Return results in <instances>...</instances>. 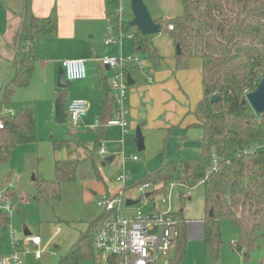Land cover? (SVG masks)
<instances>
[{"label": "trees", "instance_id": "trees-1", "mask_svg": "<svg viewBox=\"0 0 264 264\" xmlns=\"http://www.w3.org/2000/svg\"><path fill=\"white\" fill-rule=\"evenodd\" d=\"M107 2V17L113 33L118 38L132 36L133 56L158 67L163 57L152 39L122 21L121 0ZM31 3L32 0H25L22 20L8 45L13 53V76L1 90L0 109L13 104L17 90L31 86L40 60L35 47L56 36L58 31L56 12L47 17L35 16L30 12ZM182 3L183 13L179 17L155 21L161 25V33L169 35L175 47L180 46L177 69H189L195 58L202 61L204 95L194 111V126L203 133L202 150L192 159L162 163L132 187H125L124 192L127 194L128 190L149 184L155 188L148 193L152 201L166 194L168 185L173 183L185 190L203 185L206 212L203 236L208 254L219 258L224 244L221 226L226 220L233 222L239 231L234 249L241 252L246 248L247 254L258 249L264 238V115H257L248 103L243 104L247 93L255 90L264 78V0H182ZM170 25L173 30H169ZM135 66L138 65H128L124 72L132 74L130 69ZM100 83L107 92L98 135L117 112L111 84L104 78ZM213 97L217 101L212 102ZM1 119L4 125L0 129V165L10 161L15 148L39 142L34 108L24 107L15 116ZM99 144V141L94 144L93 151ZM79 145L75 139L55 141L54 149L66 148L69 157L56 163L54 181L36 175L37 203L51 205L60 201L62 185L75 181L80 161L71 148ZM229 185L233 187L228 197ZM108 215L103 211L89 223L88 229L58 264L94 261L95 239ZM180 219V235L169 264H181L187 251L186 220ZM12 224V219L0 213V230L7 232Z\"/></svg>", "mask_w": 264, "mask_h": 264}, {"label": "crops", "instance_id": "crops-1", "mask_svg": "<svg viewBox=\"0 0 264 264\" xmlns=\"http://www.w3.org/2000/svg\"><path fill=\"white\" fill-rule=\"evenodd\" d=\"M17 1H20L17 4L19 10L13 8L11 6L12 4L7 3L6 0H0V5H3L4 8L3 15L1 16L4 27L0 31V37L4 35V38L7 39L3 43H5V47L9 51L5 56V61L9 65L8 68H11L13 59V53L8 45L22 20V13L25 5V0ZM121 1L123 2V0ZM21 2L22 5L20 4ZM164 2L163 4V0L145 1V3L150 6L154 3L157 4V6L152 5L155 14L153 12L151 15L154 20L164 18L163 14L168 12L166 8L169 7H167V5H170L171 0H164ZM160 4L161 7L158 8ZM108 11L109 4L107 0H32L31 3L30 12L35 16L47 17L53 12H56L58 15V31L56 36L47 39L48 41L46 43L36 45L35 50L40 60L37 64L31 86L27 89L17 90V98L21 96L23 91H32L33 93H35V91L40 92L44 88L43 85L51 86L52 90L58 89L61 92L60 98L64 110L68 108L69 103L73 100L84 99L88 101L89 98H91L92 105L90 104L89 112L82 119L80 127H73L69 121L68 123L71 127L79 130L85 128L91 129V127H93L92 131L94 130L93 132L96 135V140L89 143L79 141L76 137H66L60 140L75 139L80 142L78 147L72 146L71 148V150L75 152L76 158L80 161L76 179L74 182L64 183L62 185V198L60 201L51 205L38 203L39 205H45V207L52 210L54 213L51 221L45 223L47 226L45 237L32 234L26 225L23 226L22 235L18 236L19 238L25 236L24 227H26L30 235L40 236L42 238V243L39 246V249L42 251L40 258H37L35 255L34 251L36 248H32V251L24 256V258L33 256L39 264H58L59 260L65 256L70 251L71 247L78 241L81 234L88 229L89 223L96 220L102 214L103 211L98 208L97 201L105 195L114 194L119 189L120 185L114 180L115 178H112L113 181L111 182L105 181L98 168L96 154L99 148H102L103 144L108 146L107 153L106 155H102L101 153L99 155L106 158L114 157L113 161L105 166L114 164L118 161V163H121L126 168L128 165V158L131 159L134 165H140L141 158L138 157L137 153L141 154L145 166L140 165L139 167H134L133 165L135 173L131 175L127 174L129 176V180L126 183L127 188L132 187L134 183L144 178L148 173L158 169L166 160H176L185 149L194 152L196 154L195 157H197L202 150L201 140L203 133L201 129L194 126L196 124L194 111L204 95L203 77L201 73L202 67L199 75L200 86L196 97L195 90L193 89L194 86L192 87L188 83V79L192 78L193 74L190 70L188 71V69H177L176 47L172 39L169 40L168 38H166V40L169 41L167 44L162 42V38L158 40H153L152 38V41L163 59L160 65L155 68L151 63L147 62L148 68L157 70L151 69L144 73L146 74V76H144L146 83L143 86H137L136 79L140 74L136 72L137 70L134 69L135 67L130 69V73H132L130 76L135 83L132 85L134 87H132L131 90L128 89V97L124 105L128 110L130 125L128 132H124L120 127L106 125L101 134L98 135V132L101 130L99 120L103 112L104 99L107 92L102 87L100 79L104 78L107 80L108 84H111L107 72H111L115 75V71L106 67H104L105 71H102L101 68L103 66L99 63V59L103 57L125 56V54L130 52L134 53L133 39L131 37L122 35L118 38L117 34L113 32L110 33V21L107 17ZM121 19L125 21L122 18V14ZM132 19L133 17L131 20ZM111 37L114 38L113 41L107 44L106 40ZM95 38L97 40H102V42L98 44L94 43L93 40ZM70 59L85 60L86 64L89 66V73H87L86 79L72 81L67 89H60L57 86L58 71L62 66V61ZM168 63L172 65L173 69L164 67V65ZM12 75L6 77L5 82L0 88V94L2 88L12 78ZM194 83L195 85L198 84V79L196 77L195 82L193 80V84ZM201 90L203 91L202 93ZM63 97L64 102L62 101ZM138 127H141V131L145 138L146 148L143 152L137 150V146L134 142L135 136L133 139L131 135L133 131H135L136 135ZM178 129L180 130L179 134H181L173 138L174 132L178 131ZM97 141H99L100 144L98 145V149L93 151L94 144H96ZM172 142H174V144ZM31 145H36V147H38L39 144ZM60 151L61 153H59V155L57 153H49L47 160H44V166H41L40 171L33 175L35 180H33L32 177L31 182L34 188H36L35 181L37 179L36 175L38 174L47 181H54L56 179V163L58 161H64L69 157V150L66 148L60 149ZM159 153H162V158H157L159 157ZM135 156L138 157V160H134ZM80 157H85L87 163L94 169L96 178L92 174H87L89 181L76 182L80 166L83 164ZM152 159L158 160L155 165L150 164V160ZM95 168L98 170V173ZM9 181L13 183L10 178ZM90 187H92V189H90ZM132 192L136 191L131 189L128 190L127 194H131ZM33 198L35 201V197ZM17 202H19V196L16 190L13 193V203L16 207L17 216H20L21 209L18 207ZM62 205H68L70 211L64 214ZM186 223H188L186 224L188 237L195 230H198L199 236H201L205 242L203 236V220L200 222H189L186 220ZM15 225L14 216L13 226L15 227ZM0 231L3 232L2 230ZM1 232L0 240L3 238ZM65 232L68 233L69 238L65 237L62 239L61 237ZM234 242L235 241H233V244ZM262 248L263 246L258 248V250ZM13 250L14 248L10 240L7 245L5 243L2 244L0 255L9 254ZM232 250L234 253H241L237 252L234 246ZM259 251L263 257L259 264H264V252L261 250ZM245 252L243 254L241 253L244 257V263L250 259V253L248 252L246 254ZM95 254V260L89 262L96 264L103 261L102 256L96 250ZM173 254L174 251L172 256Z\"/></svg>", "mask_w": 264, "mask_h": 264}, {"label": "rangeland", "instance_id": "rangeland-1", "mask_svg": "<svg viewBox=\"0 0 264 264\" xmlns=\"http://www.w3.org/2000/svg\"><path fill=\"white\" fill-rule=\"evenodd\" d=\"M6 1L9 4H12L11 6L13 8L19 10V6H17V4L20 1L17 0H6ZM164 3L165 2L163 0V4ZM20 4L22 5V2ZM152 5L157 6V4L155 3ZM152 5L151 6L149 4L147 5L151 14H153L154 12V8ZM160 7L161 4L160 6H158V8ZM167 7L168 8L166 9H168V12L166 14H163L164 16L163 19H174L179 17L183 13L182 0H171L170 5H167ZM120 8H121L122 18L127 23H129L131 21V18L133 17V11L130 1L129 0H123V2L121 1ZM3 12H4L3 5H0V31L4 27V22L1 17L3 15ZM131 30L132 32L135 31L134 28H131ZM149 38L151 39L153 38V40L155 39L158 40L159 38H162V42H164L165 44L169 42L166 40V38L171 40L169 35H167L164 32ZM5 40L7 39L4 38V35H1L0 88L5 82L6 77L9 75L11 76L13 74V69L8 68L9 65L5 61V56L9 53V51L5 47V43H3L5 42ZM47 41L48 40L45 39L43 42L39 44L40 45L44 44ZM93 41L94 43L97 44L102 42V40H97L96 38ZM132 55L133 52L125 54V56H132ZM201 65H202V61L199 58H195L191 61L190 68L188 69V71L190 70V72H192L193 74L192 76L194 77L188 79V83L190 86L192 87L194 86L193 89L195 90L196 97L198 95V88L200 86L199 75L202 67ZM164 67L173 69L170 63L165 64ZM86 68H87V73H89V66L87 64H86ZM134 69L137 70L136 72L140 74V76L136 79L137 86H143L146 83L145 82L146 79L144 77L146 76V74L144 73L150 71L152 68H148V63L144 61L143 67L135 66ZM101 70L105 71V68L102 67ZM152 70H157V69H152ZM107 74L109 76V82L115 78V75H113V73L107 72ZM195 77L198 79L197 85H195V83L193 84V80L195 82ZM201 85H202V81H201ZM43 86L44 88L40 92L35 91V93H33L32 91H23L21 93V96H19L18 98L16 92L12 98V102H13L12 106L0 109V113H4L5 109L6 110L12 109L13 111L18 112L23 107H32L35 109L37 114L38 139H39L38 147H36V145H23L18 148H15V150L11 155L10 161L6 164L0 165V190L9 181L10 178L12 179L13 183L17 188L16 190L18 191L19 202L17 203H18V207L21 209V212H20V216L19 215L17 216V214L15 213L16 225L14 227V231L18 233V236L22 235L23 226L26 225L32 234L42 235L43 237H45L46 234L45 231L47 229L45 223L48 221L50 222L52 216L54 215L52 210L45 207V205L48 204L39 205L34 201L33 197L36 196V188L33 187L31 179L36 172L40 171L41 166H44L45 164L44 160H47L49 153H57L58 155L59 153H61L60 150L54 149L55 141H60L62 139H65L66 137L67 138L76 137L77 140L85 141L88 143L96 140V135L93 132L94 130L92 131L93 127H91V129L85 128L79 130L71 127L69 123L64 125H59L55 121V105L57 103V100L60 98L61 92L58 89L52 90L51 86H45V85ZM132 87L134 86H130L129 90H131ZM202 92L203 91L201 90V93ZM88 102H90V104L92 105L91 98H89ZM179 131L180 130L178 129V131L174 132L175 134L173 135V138L181 134V133L179 134ZM131 135L134 139L135 131H133ZM172 143L174 144V142ZM107 148L108 146L106 144H103L102 148H99L96 154L98 168L105 181L111 182L113 181L112 178H115L114 180L116 181V178L124 173L128 175L135 173L134 172L135 168H133L134 164L129 158L127 160L128 165L126 166V168L121 163H118V161H116L114 164L103 166V162L106 157H102L99 154L102 149H104L107 153ZM137 154L138 157L141 158L140 165L145 166L141 154L140 153ZM195 156L196 154L194 152L185 149L184 151L181 152V155L178 158H193ZM157 158H162V153L161 154L159 153V157ZM80 159L82 160L83 164H81L80 166V170H79L80 177L78 173L76 182L79 183V181H89V178H87V174H92L96 178L94 169L89 165V163H87L85 157H80ZM157 161L158 160L152 159L150 160V164L155 165ZM140 165H134V167H139ZM90 189H92V187H90ZM133 196L141 197V194L137 192H132L131 194H126L125 198L128 199ZM171 203L173 209L178 213V216L180 218H184V220H188L189 222L192 221L200 222L204 220V218L206 217L203 185H199L194 189H187V190L183 189L180 186H177L175 190H173L172 192ZM140 205L141 204L139 203L136 206L128 208L127 210L129 212H132L136 207H139ZM69 211H70L69 206L64 205L63 206L64 214ZM221 227H222V239L224 241V244L222 246L218 259L208 254L205 242L203 241L202 237L199 236L198 234L199 231L195 230L188 237V246H187L186 255L182 260L181 264H259L261 262L260 260L263 257L261 256L259 250L264 252V238L260 240V247L263 246V248L259 250L255 249L251 251L250 259L244 263L243 262L244 257L242 256V254L234 253V251L232 250L234 246L233 241L235 242L239 241V231L237 227L234 225L233 222L229 220L223 221ZM1 234H3L2 235L3 238L2 240H0V250L2 248L3 243L7 245L10 241L9 238L10 236L8 232L3 231L1 232ZM65 237L69 238V235L66 232L63 234L61 238L63 239ZM24 263L39 264L34 259L33 256H27L26 258H24ZM80 264H92V262L82 261ZM158 264H168V260L161 259L158 262Z\"/></svg>", "mask_w": 264, "mask_h": 264}, {"label": "built area", "instance_id": "built-area-1", "mask_svg": "<svg viewBox=\"0 0 264 264\" xmlns=\"http://www.w3.org/2000/svg\"><path fill=\"white\" fill-rule=\"evenodd\" d=\"M121 13V8L120 11ZM173 30V26H169ZM110 33L113 32L111 26ZM132 38V36H129ZM114 38H109L106 43H111ZM101 66L115 71V78L111 81V87L117 112L115 117L108 123L109 126L120 127L128 132L129 120L125 101L128 97V75L124 68L130 64L140 67L144 61L135 56L103 57L99 59ZM62 67L69 82L80 81L87 78L86 61L70 59L62 61ZM6 108V107H4ZM90 109V102L84 99H76L69 103L67 108L68 121L73 127H80L82 119ZM17 112L12 109L0 113V129L3 128L2 117L15 116ZM106 155V151H100ZM138 160V157H134ZM129 176L124 173L117 177L119 189L114 193L103 196L97 201V206L109 215L105 226L95 239V250L102 256L103 261L97 264H158L161 259H167L168 263L176 248L180 235L181 219L172 206V192L178 186L173 183L168 185L167 193L155 197L152 201L149 193L151 185L146 184L135 190L141 197L133 196L125 198L124 188ZM14 183L8 181L0 190V213L6 214L9 219L14 218L16 207L13 203V193L16 191ZM127 200L138 201L141 205L132 212L127 209ZM125 204V205H124ZM136 206V205H135ZM14 250L9 254L0 255V264H24V256L35 249V255L40 258L42 251L39 246L42 243L40 236H24L19 238L14 231L13 224L7 231ZM235 243V242H234ZM21 248V249H20ZM245 249L241 251L243 254Z\"/></svg>", "mask_w": 264, "mask_h": 264}, {"label": "water", "instance_id": "water-1", "mask_svg": "<svg viewBox=\"0 0 264 264\" xmlns=\"http://www.w3.org/2000/svg\"><path fill=\"white\" fill-rule=\"evenodd\" d=\"M132 11H133V19L129 22V25L135 27L138 32L145 37H150L154 35H158L161 33V25L156 23L154 18L152 17L148 6L146 5L144 0H130ZM176 53L179 56L181 54L180 46L176 47ZM129 86L134 85V81L132 80L131 76L128 75L127 77ZM57 86L60 89H67L70 86V82L67 80L65 71L61 66L58 71V81ZM217 101L216 97L212 98V102ZM249 104L253 111L257 115H264V78L260 81L258 86L255 90L247 93L246 100L243 104ZM55 121L62 125L68 123V115L65 112L63 105L61 103V98L57 100L55 105ZM134 142L137 146V150L139 152H143L146 148L145 146V138L141 131V127H138L136 130V135ZM114 157H107L103 162V166L106 164H110L113 161ZM33 180L35 177L33 176ZM232 185H229L227 189V196H231L232 194ZM147 197L149 194L146 195ZM127 206H135L138 204V201L135 200H127ZM211 215V214H210ZM25 236H29L30 233L26 227H24Z\"/></svg>", "mask_w": 264, "mask_h": 264}]
</instances>
